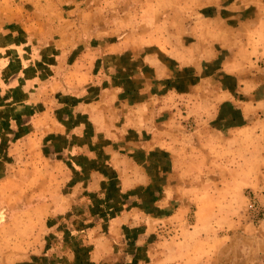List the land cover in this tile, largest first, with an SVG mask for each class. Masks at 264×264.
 <instances>
[{
	"label": "rangeland",
	"instance_id": "rangeland-1",
	"mask_svg": "<svg viewBox=\"0 0 264 264\" xmlns=\"http://www.w3.org/2000/svg\"><path fill=\"white\" fill-rule=\"evenodd\" d=\"M237 3L0 0V264H47L43 251L79 247L70 238L59 241L55 224L57 203L76 194L71 156L57 152L62 158L51 160L56 150L50 146L46 159L40 141L58 131L61 104L71 103V95L61 91L91 87V109L114 125L100 136L112 142L118 170L133 169L118 155L124 137L138 141L131 146L143 162L141 152L152 148L165 154L158 155L165 166L169 149L176 155L173 175L160 179L169 184L165 196L175 213L143 242L144 258L157 249L175 258L173 264H264V115L255 128L227 134L219 128L226 120L215 80L205 79L183 95L179 91L189 86L172 88L180 85L172 83L173 74L168 81L153 79L157 63L165 75L199 59L195 42L215 47L216 32L234 37L227 25L237 21ZM145 92L151 97L137 107ZM28 122L33 135L22 130L15 140V127ZM101 171L109 176L114 199L120 179L108 168Z\"/></svg>",
	"mask_w": 264,
	"mask_h": 264
},
{
	"label": "crops",
	"instance_id": "crops-1",
	"mask_svg": "<svg viewBox=\"0 0 264 264\" xmlns=\"http://www.w3.org/2000/svg\"><path fill=\"white\" fill-rule=\"evenodd\" d=\"M236 2L240 6L232 19L236 18L237 21L235 20L234 26L227 25L234 37L227 39L216 32L218 39L214 42L215 47H211L208 41L195 42V45L201 46V57H192L189 62L182 63L180 73L175 67V72L168 68L165 74L167 78H164L165 75L159 74L157 68L164 70L160 63L155 64L153 73V79H166L165 81L173 74L171 82L175 83L176 80L180 85H172V88L189 86V89L179 91L183 95H191L205 79L215 80L216 99H221L220 113L226 120L219 128L226 129L227 134L232 135L245 127L255 128L259 118L264 115V0ZM226 16L224 17L227 18ZM225 21L228 22V19ZM207 68H210L209 73ZM177 74L178 78L175 77ZM35 81L33 79L31 82ZM61 83L64 86L65 81ZM93 89L95 87L84 91L63 89L60 95L68 92L71 103L67 106L61 104L59 110L63 115L56 117L58 131L53 132L54 135L44 136L45 139L41 137V152L46 159L49 158L50 146L56 150V157L49 158L51 160L58 162L62 158L57 155L60 152H68L71 156L70 175L72 186L76 189V194L73 195L76 196L72 195L57 203L56 215L59 216L55 224L60 232L59 241H69L70 238L75 246L79 245L66 250L57 248L50 252L43 251L41 255L45 260L48 259L47 264H173L175 258L169 259L170 256L168 258L164 251H147L146 259L141 251L143 242L155 235L161 221L169 220L175 213L170 197L165 196L169 184L161 185L160 179L173 175L171 172H174L176 155L169 149L172 154L168 152L165 166V161L158 157L159 154L161 157L165 154L152 148L151 151L141 152L145 160L143 162L134 151L137 149L131 146L138 141L124 137L125 148L120 149L118 155L122 161L128 160L133 169L118 170L113 160L116 154L109 152L112 142L100 136L101 133L111 132L114 125L100 112L91 109L92 102L96 99L93 95L90 96ZM120 90L122 95L126 94L125 89ZM169 90L168 94L171 93ZM146 93L142 95L143 99L136 100L137 107L143 106L151 97ZM86 105L87 111L84 110ZM65 112L68 117H65ZM31 127L32 123L29 122L20 128L15 127L12 137L19 139L17 135L22 130H26L25 136H32ZM74 159L78 162L84 160L91 166L87 169L82 164L76 165ZM101 167L110 169L112 173L109 175L120 179L114 199L109 196V176L101 171ZM81 192L88 193L90 197L86 198ZM105 197L106 201H101ZM94 209L98 211L92 217L89 213ZM139 226L142 228L138 229Z\"/></svg>",
	"mask_w": 264,
	"mask_h": 264
}]
</instances>
